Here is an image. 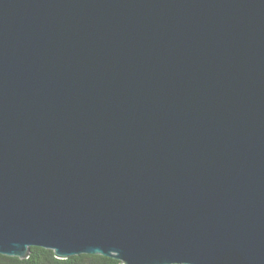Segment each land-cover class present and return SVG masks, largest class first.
Here are the masks:
<instances>
[{"label": "water", "instance_id": "95a60500", "mask_svg": "<svg viewBox=\"0 0 264 264\" xmlns=\"http://www.w3.org/2000/svg\"><path fill=\"white\" fill-rule=\"evenodd\" d=\"M264 264V0H0V255Z\"/></svg>", "mask_w": 264, "mask_h": 264}, {"label": "trees", "instance_id": "16d2710c", "mask_svg": "<svg viewBox=\"0 0 264 264\" xmlns=\"http://www.w3.org/2000/svg\"><path fill=\"white\" fill-rule=\"evenodd\" d=\"M0 264H120L119 261L99 255H80L60 260L52 251L40 247H31L29 257L21 260L16 257L0 255Z\"/></svg>", "mask_w": 264, "mask_h": 264}]
</instances>
